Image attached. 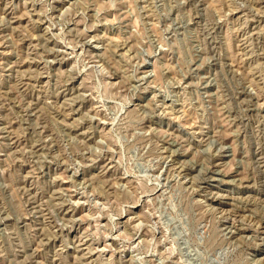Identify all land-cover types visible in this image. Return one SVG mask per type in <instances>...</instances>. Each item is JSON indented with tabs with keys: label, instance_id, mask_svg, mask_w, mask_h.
<instances>
[{
	"label": "rangeland",
	"instance_id": "1",
	"mask_svg": "<svg viewBox=\"0 0 264 264\" xmlns=\"http://www.w3.org/2000/svg\"><path fill=\"white\" fill-rule=\"evenodd\" d=\"M0 264H264V0H0Z\"/></svg>",
	"mask_w": 264,
	"mask_h": 264
}]
</instances>
